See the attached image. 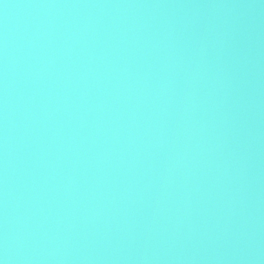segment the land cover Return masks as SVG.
<instances>
[{
	"label": "water",
	"instance_id": "1",
	"mask_svg": "<svg viewBox=\"0 0 264 264\" xmlns=\"http://www.w3.org/2000/svg\"><path fill=\"white\" fill-rule=\"evenodd\" d=\"M3 264H264V0H0Z\"/></svg>",
	"mask_w": 264,
	"mask_h": 264
},
{
	"label": "clouds",
	"instance_id": "2",
	"mask_svg": "<svg viewBox=\"0 0 264 264\" xmlns=\"http://www.w3.org/2000/svg\"><path fill=\"white\" fill-rule=\"evenodd\" d=\"M0 264H3V262H2V261H0Z\"/></svg>",
	"mask_w": 264,
	"mask_h": 264
}]
</instances>
